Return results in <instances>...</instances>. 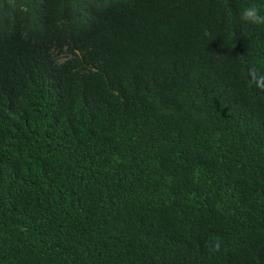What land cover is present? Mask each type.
Instances as JSON below:
<instances>
[{
    "label": "trees",
    "instance_id": "1",
    "mask_svg": "<svg viewBox=\"0 0 264 264\" xmlns=\"http://www.w3.org/2000/svg\"><path fill=\"white\" fill-rule=\"evenodd\" d=\"M250 3L0 0V264H264Z\"/></svg>",
    "mask_w": 264,
    "mask_h": 264
},
{
    "label": "clouds",
    "instance_id": "2",
    "mask_svg": "<svg viewBox=\"0 0 264 264\" xmlns=\"http://www.w3.org/2000/svg\"><path fill=\"white\" fill-rule=\"evenodd\" d=\"M239 20L243 25L252 27L264 26V12L261 7L250 3L242 6L239 10ZM248 79L249 82L255 86L259 91H264V73L258 71L254 66L248 68ZM222 241L216 239L209 244V249L212 252H219L221 249Z\"/></svg>",
    "mask_w": 264,
    "mask_h": 264
}]
</instances>
